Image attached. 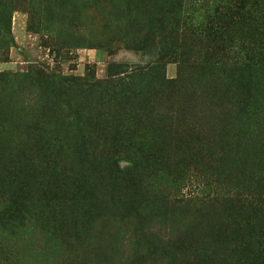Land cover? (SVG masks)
I'll list each match as a JSON object with an SVG mask.
<instances>
[{
  "label": "rangeland",
  "instance_id": "374dc122",
  "mask_svg": "<svg viewBox=\"0 0 264 264\" xmlns=\"http://www.w3.org/2000/svg\"><path fill=\"white\" fill-rule=\"evenodd\" d=\"M0 148V264H264V0H0Z\"/></svg>",
  "mask_w": 264,
  "mask_h": 264
},
{
  "label": "trees",
  "instance_id": "16d2710c",
  "mask_svg": "<svg viewBox=\"0 0 264 264\" xmlns=\"http://www.w3.org/2000/svg\"><path fill=\"white\" fill-rule=\"evenodd\" d=\"M9 20V19H8ZM149 30H151V27L149 28ZM166 50V49H165ZM164 50V51H165ZM155 64V63H154ZM133 74V73H132ZM134 76L135 77H139L140 78V85L135 88L136 90L133 91V93H129L128 94L125 91H122L125 95L123 100L125 101L124 104H126V107L124 109H122V111H129L132 110V112L136 113L137 111H139L140 108V103L143 102L144 100H146L147 98H149L153 93L157 92V91H161L164 88L167 89H171L174 87L175 81L177 79H167L166 76H164L163 73H158V66L157 65H152L148 68H146V70H144L143 68H137L136 72H134ZM34 82V86L37 88V91L41 94V95H45L47 94L48 97H53L55 95H58L60 98L58 99H62V97H64L65 101L69 100L71 97H67L66 95L68 94L67 90H61L60 92L57 91L58 89H60V87L65 86L69 89H72L73 86L69 87V83L67 84L65 80H63V78H61L58 81H54V80H38L36 79V81ZM68 82V81H67ZM70 82V81H69ZM11 82H9V80L6 83H3L4 86H6V89L4 90V93L9 92V89H13V86L10 85ZM56 88V89H55ZM124 88H121L120 90H123ZM116 89L114 88H110L106 94V97L104 98L105 102H106V106H108L107 108L110 109L111 107V101L114 100L115 96L113 94V92ZM63 95V96H62ZM67 97V98H66ZM64 101V100H63ZM73 101V100H72ZM58 102V101H55ZM75 102L77 103V107H80V102L78 103V100L76 98ZM152 102V101H151ZM150 100L146 101V103H151ZM157 109V108H156ZM76 113V112H75ZM78 114V112H77ZM31 119H32V126H30L31 128V133L35 134V135H39V137H37L36 139L40 138L41 135H43L42 131H41V127H38V119L39 115L38 112L34 113L33 115H31ZM31 121V120H30ZM78 147V148H77ZM73 150L75 148L71 147ZM82 148H85V144L81 143V141H78V143L76 144V150L78 151H83ZM2 148H0L1 150ZM38 156L44 157L43 156V152L39 151V154L37 153ZM96 164H98V160L95 159ZM109 168V167H108ZM105 171H107V169H103ZM135 208V207H134ZM137 209V208H135ZM138 210V209H137ZM131 218H133V216H136L133 212H131Z\"/></svg>",
  "mask_w": 264,
  "mask_h": 264
}]
</instances>
